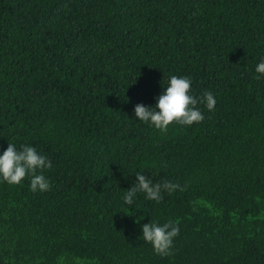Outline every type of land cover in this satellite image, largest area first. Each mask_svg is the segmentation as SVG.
Masks as SVG:
<instances>
[{
  "label": "trees",
  "instance_id": "1",
  "mask_svg": "<svg viewBox=\"0 0 264 264\" xmlns=\"http://www.w3.org/2000/svg\"><path fill=\"white\" fill-rule=\"evenodd\" d=\"M261 59L264 0H0V152L52 162L47 192L0 182V264H264ZM171 75L217 103L161 132L134 108ZM137 172L180 188L125 205ZM151 220L179 227L169 256Z\"/></svg>",
  "mask_w": 264,
  "mask_h": 264
},
{
  "label": "clouds",
  "instance_id": "2",
  "mask_svg": "<svg viewBox=\"0 0 264 264\" xmlns=\"http://www.w3.org/2000/svg\"><path fill=\"white\" fill-rule=\"evenodd\" d=\"M255 72L259 74L256 79L264 77V59L256 65ZM191 84L189 77L169 76L163 91L155 98L154 106L144 104L135 106L136 120L161 132H166L173 122L182 126H192L194 123L202 122L204 115L196 105L203 103L208 111H212L217 103L216 97L211 91H206L198 100L190 94ZM50 168H52L51 160L29 144L21 145L18 149L15 143H8L7 148L0 152V182L8 185H19L28 178L32 192H47L51 185L43 171ZM179 188V184L170 181L153 182V179L137 172L135 183L124 191L121 199L123 204L131 206L138 194L143 193L148 201L159 203L163 199L164 192L171 194ZM140 219L142 220L143 217ZM136 223L139 224V221ZM179 231L174 221L161 225L151 220L141 227L143 241L151 244L153 251L162 257L171 254L173 241L179 235Z\"/></svg>",
  "mask_w": 264,
  "mask_h": 264
}]
</instances>
